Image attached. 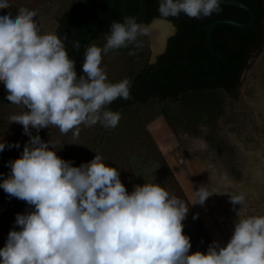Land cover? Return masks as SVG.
Segmentation results:
<instances>
[{"label": "clouds", "instance_id": "clouds-1", "mask_svg": "<svg viewBox=\"0 0 264 264\" xmlns=\"http://www.w3.org/2000/svg\"><path fill=\"white\" fill-rule=\"evenodd\" d=\"M10 2L0 0V78L6 99L27 109L10 120L23 126L29 142L8 162L11 173L0 188L35 210L16 215L20 230L8 233L0 264H264V215L235 222L226 246L213 241L207 252H190V238L183 233L189 208L182 200L158 183L137 185L129 193L120 171L102 156L73 166L49 141L31 133L54 125L64 134L75 130L77 139L81 125L115 128L121 115L106 106L132 99L131 81L108 82L103 57L129 45L141 47L140 37L150 35L151 26L132 16L114 21L102 47L86 48L78 76L66 51L67 36L41 34L37 12H13L6 7ZM220 2L159 0L157 19L210 17L221 11ZM73 47L78 49L79 41ZM13 146L20 147L8 145ZM5 147L0 142V152ZM195 193L200 204L213 194L203 187ZM230 199L243 205L245 196Z\"/></svg>", "mask_w": 264, "mask_h": 264}, {"label": "trees", "instance_id": "trees-1", "mask_svg": "<svg viewBox=\"0 0 264 264\" xmlns=\"http://www.w3.org/2000/svg\"><path fill=\"white\" fill-rule=\"evenodd\" d=\"M126 1L124 7L126 15L138 14L140 10L138 0H130V4L129 0ZM232 1L243 3L251 9L253 25L246 30L231 25L214 28L211 43L219 56L214 80L209 77L214 75L216 60L206 43L207 31L211 24L219 20L248 23L247 12L240 8L220 5L221 11L213 13L210 17L194 19L181 14L168 18V21L174 22L178 31L168 39L165 52L159 55L153 64L145 60L137 71L129 75L132 99L118 98L106 107L121 114L137 104L177 101L190 93H211L217 90L228 94L234 93L249 60L264 44V0ZM113 2L114 0H78L70 9L60 14L54 33L60 37L67 36L65 43L69 58L78 59L84 55L86 48L93 41L105 37L97 32L98 24H93L92 18H115L116 21H124L122 0H118L111 7ZM142 3L143 13L137 19L138 22L145 18L159 17V0H142ZM94 7L101 12H96ZM106 9L109 10L104 11ZM75 10L77 13L74 16ZM81 14H84L83 18ZM74 41H79L78 49L73 47ZM180 61H187L191 68L196 66L197 68L191 70L185 64H178ZM201 64L207 65L209 75L206 66ZM0 89H6L3 79H0ZM199 99L202 100L201 97ZM127 120L123 127L107 134L97 131L100 126L104 127L99 122L92 126L81 125L77 139L73 137L75 130L64 134L54 125L40 129L39 133L36 129H31V133L39 134L42 140L49 141L55 146L56 154L71 162L73 166L87 163L95 155L102 156L107 165L120 171L121 182L129 193L137 185L160 184L171 196L179 198L189 208L188 215L183 221V233L190 238L191 250L207 252L213 241L160 150L143 128L141 118L129 114ZM3 141L6 147L0 152V158H4V161H0V181L10 175L11 168L8 162L20 157L25 144L29 142V136L24 133L23 126L11 122L9 118L0 123V142ZM17 143L20 145L19 148L8 147ZM150 168L160 174L158 180L150 179L147 174ZM34 210V206L10 196L0 188V248L4 247L11 230H20L15 224L16 215Z\"/></svg>", "mask_w": 264, "mask_h": 264}, {"label": "rangeland", "instance_id": "rangeland-1", "mask_svg": "<svg viewBox=\"0 0 264 264\" xmlns=\"http://www.w3.org/2000/svg\"><path fill=\"white\" fill-rule=\"evenodd\" d=\"M77 1L11 0L6 7L13 12L20 8L35 10L40 33L47 34L55 32L60 14ZM140 40L139 48L129 45L103 57L108 82H120L145 60L149 63L152 37L143 36ZM105 43L103 37L90 46L102 47ZM83 57L75 60L78 76L83 74ZM6 96L7 90L0 89V123L27 111L23 105L10 103ZM129 114L141 118L143 128L160 150L212 241L226 246L235 222L264 215V44L249 60L234 93H190L177 101L137 104L120 114L115 128L100 126L97 131H117L127 123ZM148 172L150 179L160 178L157 171L150 168ZM200 187L213 193L203 204L196 203L195 191ZM239 194L245 196L243 205H233L230 197Z\"/></svg>", "mask_w": 264, "mask_h": 264}, {"label": "water", "instance_id": "water-1", "mask_svg": "<svg viewBox=\"0 0 264 264\" xmlns=\"http://www.w3.org/2000/svg\"><path fill=\"white\" fill-rule=\"evenodd\" d=\"M115 3H116V0H114V2H113V4H112L111 7H113V6L115 5ZM138 4H139V8H140L139 13L136 14V15H134V16H132V17H136L137 19L140 18L141 15H142V13H143V3H142V0H138ZM77 5H78V4H77ZM220 5L230 6V7H236V8H240V9L246 11L247 14H248V17H249V21H248V23L243 24V23H239V22H236V21H233V20H219V21H216V22H214L213 24H211V26L209 27V29H208V31H207L206 43H207V46H208V48H209L211 54L215 57V60H216L214 75L209 77L211 80H214V79H215V76H216V73H217V67H218V64H219V56H218V54L216 53V51L214 50V48H213V46H212V43H211V34H212L214 28L217 27V26H220V25H231V26H234V27H237V28L245 29V30H246V29H250L251 26L253 25V13H252L251 9H250L248 6L244 5L243 3H240V2H237V1H232V0H221ZM94 10H95L96 12H101L100 10H98V9L95 8V7H94ZM108 10H109V9H106V10H104V11H108ZM122 13H123V15H124L125 17H130L129 15H126V13H125V9H124V1H123V6H122ZM75 14H76V10H75V12H74V16H75ZM73 18H74V17H73ZM154 20H161V21H164V22L170 24V26L172 27V32H173V24H172L171 22L169 23L168 20H165V19H157V18L154 19ZM174 29H175V28H174ZM174 33H175V31H174ZM172 35H173V34H170V35L165 39L163 49H162L160 52L153 53V51H152V49H151V53H152V55H151V58H150V61H149L150 64L155 63L157 57H158L159 55H161V54L165 51V48H166V46H167V41H168V39H169ZM178 64H185V65H187V67H188L189 69H191V70H195V69L197 68V66L194 67V68H191L190 65H189V63H188L187 61H180ZM201 65H205V64H201ZM205 66H206V68H207L206 70H207V73H208V75H209V68L207 67V65H205Z\"/></svg>", "mask_w": 264, "mask_h": 264}, {"label": "bare ground", "instance_id": "bare-ground-1", "mask_svg": "<svg viewBox=\"0 0 264 264\" xmlns=\"http://www.w3.org/2000/svg\"><path fill=\"white\" fill-rule=\"evenodd\" d=\"M148 26H151L152 51L153 53L160 52L163 49L165 39L172 33V27L161 20H153Z\"/></svg>", "mask_w": 264, "mask_h": 264}, {"label": "flooded vegetation", "instance_id": "flooded-vegetation-1", "mask_svg": "<svg viewBox=\"0 0 264 264\" xmlns=\"http://www.w3.org/2000/svg\"><path fill=\"white\" fill-rule=\"evenodd\" d=\"M123 1H124V7H125V5H126V0H122V6H123ZM118 2V0H116V3ZM130 0H129V4H130ZM82 3H85V4H88V3H86V2H82ZM115 3V4H116ZM77 7V6H76ZM125 9V8H124ZM76 13H77V10H76ZM81 17L83 18L84 17V14H81ZM93 19V24H95V25H97L98 24V30H97V32L99 33V34H103L104 36H106V34H108L109 33V29H110V25L114 22V21H116L115 20V18H92ZM139 19V18H138ZM154 19H156V17H153V18H145V20H143V21H141L140 23H142V24H144V25H149ZM119 22H121L120 20H119ZM145 22H147V23H145ZM172 24H173V26H174V28H175V33L173 34V35H175L176 33H177V31H178V29H177V27H176V25L174 24V22H172V21H170ZM172 35V36H173ZM194 35H196V34H194ZM165 50H166V48H165ZM165 52V51H164ZM163 52V53H164ZM162 53V54H163ZM156 61H157V59H156ZM155 61V62H156ZM150 64V63H149ZM153 64V63H152Z\"/></svg>", "mask_w": 264, "mask_h": 264}]
</instances>
